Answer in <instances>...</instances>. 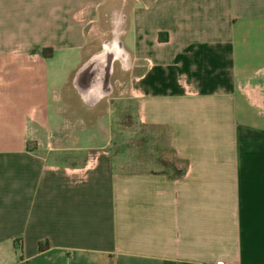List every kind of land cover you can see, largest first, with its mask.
<instances>
[{
  "label": "crops",
  "instance_id": "obj_1",
  "mask_svg": "<svg viewBox=\"0 0 264 264\" xmlns=\"http://www.w3.org/2000/svg\"><path fill=\"white\" fill-rule=\"evenodd\" d=\"M110 61L171 170L118 168ZM0 264H264V0H0Z\"/></svg>",
  "mask_w": 264,
  "mask_h": 264
},
{
  "label": "rangeland",
  "instance_id": "obj_2",
  "mask_svg": "<svg viewBox=\"0 0 264 264\" xmlns=\"http://www.w3.org/2000/svg\"><path fill=\"white\" fill-rule=\"evenodd\" d=\"M109 36L108 28L104 26V29L93 36L92 52L99 53L102 44L108 40ZM108 56H112L110 52ZM105 67L106 71H110L109 77L113 85V92L108 103L112 109L111 137L113 150H119L124 155L129 152L135 156V163L130 162L129 165V162L124 161L119 163L118 168L125 172L128 170L136 172L171 170L175 161L169 154L164 134L159 130H152L139 125L134 119L133 109L128 107L118 94L120 86L117 80L124 78L121 75L123 66L110 61L109 65H105ZM102 123L106 127L105 120ZM99 137L100 135L96 139L97 142Z\"/></svg>",
  "mask_w": 264,
  "mask_h": 264
},
{
  "label": "trees",
  "instance_id": "obj_3",
  "mask_svg": "<svg viewBox=\"0 0 264 264\" xmlns=\"http://www.w3.org/2000/svg\"><path fill=\"white\" fill-rule=\"evenodd\" d=\"M160 36V35H159ZM160 39V37H159ZM41 54L44 56V57H50L51 55V50L50 49H43L41 50ZM40 249H42V246H40Z\"/></svg>",
  "mask_w": 264,
  "mask_h": 264
},
{
  "label": "bare ground",
  "instance_id": "obj_4",
  "mask_svg": "<svg viewBox=\"0 0 264 264\" xmlns=\"http://www.w3.org/2000/svg\"><path fill=\"white\" fill-rule=\"evenodd\" d=\"M104 50H105V52H107V48H105Z\"/></svg>",
  "mask_w": 264,
  "mask_h": 264
}]
</instances>
